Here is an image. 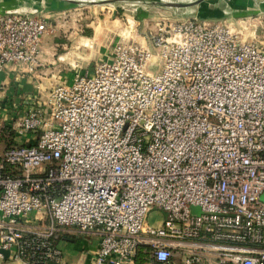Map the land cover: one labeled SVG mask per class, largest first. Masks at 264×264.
I'll return each mask as SVG.
<instances>
[{"label":"built area","instance_id":"2783aa9c","mask_svg":"<svg viewBox=\"0 0 264 264\" xmlns=\"http://www.w3.org/2000/svg\"><path fill=\"white\" fill-rule=\"evenodd\" d=\"M34 13L0 12V72L37 64L51 29ZM250 27L168 20L4 124L0 264H62L61 233L98 240L90 264H264V36Z\"/></svg>","mask_w":264,"mask_h":264},{"label":"rangeland","instance_id":"374dc122","mask_svg":"<svg viewBox=\"0 0 264 264\" xmlns=\"http://www.w3.org/2000/svg\"><path fill=\"white\" fill-rule=\"evenodd\" d=\"M23 1L1 0L4 4L15 5L10 9L0 6V10L45 14L49 18V29L53 30L47 33L45 43L52 48L53 58L61 56L63 59L44 67L57 66V72L59 69H62V73L69 72L70 79L74 67L91 70L96 63L107 59L118 40L151 44L159 27L168 20L198 17L209 22H227L235 30L251 25L249 29H243L245 36L252 33L251 28L256 25L257 34L264 36L263 0H204L186 7L168 6L166 2L188 3L194 0ZM261 200L264 201V191ZM192 212H200V207L193 206ZM165 216L164 210L155 207L148 215V223L151 227L162 226ZM63 234L74 237L75 243H80L82 239L81 235Z\"/></svg>","mask_w":264,"mask_h":264},{"label":"crops","instance_id":"0c3cea01","mask_svg":"<svg viewBox=\"0 0 264 264\" xmlns=\"http://www.w3.org/2000/svg\"><path fill=\"white\" fill-rule=\"evenodd\" d=\"M22 2L25 1L22 0ZM14 5L15 3L8 2L4 4L0 0V6L5 8ZM0 12L2 11L0 10ZM51 31L53 30L48 32ZM47 33L42 39V50L37 64L32 67L28 65H13L0 72V151L6 148L5 139L1 136L6 129L4 124L12 122L14 117L20 111L31 106L36 98L46 96L49 89L69 73H62V69L57 72V66L44 67L47 64L52 65L63 59L61 56L52 57L54 54L52 48L45 43ZM58 66H61V64ZM50 73L53 74L50 76ZM58 76L61 79H57L59 78ZM74 235L82 236L80 243H75L74 237L68 234L61 233L60 235L58 242L64 252L62 264H90L91 256L98 247V240L85 234ZM84 249L85 251H83Z\"/></svg>","mask_w":264,"mask_h":264},{"label":"water","instance_id":"95a60500","mask_svg":"<svg viewBox=\"0 0 264 264\" xmlns=\"http://www.w3.org/2000/svg\"><path fill=\"white\" fill-rule=\"evenodd\" d=\"M201 1H203V0H194V1L188 2V3H178V2L168 1L166 3H167L168 6H173V7H186V6L198 4ZM0 252L4 254L5 258H7L9 256V251L8 250H2V249H0Z\"/></svg>","mask_w":264,"mask_h":264},{"label":"trees","instance_id":"16d2710c","mask_svg":"<svg viewBox=\"0 0 264 264\" xmlns=\"http://www.w3.org/2000/svg\"><path fill=\"white\" fill-rule=\"evenodd\" d=\"M1 136L5 137L3 139H5L6 147H8V146H10V145H12L14 143L13 132L11 130L5 129Z\"/></svg>","mask_w":264,"mask_h":264},{"label":"bare ground","instance_id":"6f19581e","mask_svg":"<svg viewBox=\"0 0 264 264\" xmlns=\"http://www.w3.org/2000/svg\"><path fill=\"white\" fill-rule=\"evenodd\" d=\"M204 1V0H203ZM202 2V1H201ZM200 3V2H199ZM232 28L234 29V27L232 26Z\"/></svg>","mask_w":264,"mask_h":264}]
</instances>
